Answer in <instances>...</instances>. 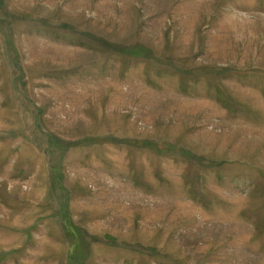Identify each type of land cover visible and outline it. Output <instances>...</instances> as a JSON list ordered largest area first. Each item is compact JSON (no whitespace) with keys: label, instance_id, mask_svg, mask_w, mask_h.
I'll list each match as a JSON object with an SVG mask.
<instances>
[{"label":"rangeland","instance_id":"rangeland-1","mask_svg":"<svg viewBox=\"0 0 264 264\" xmlns=\"http://www.w3.org/2000/svg\"><path fill=\"white\" fill-rule=\"evenodd\" d=\"M0 264H264V0H0Z\"/></svg>","mask_w":264,"mask_h":264}]
</instances>
